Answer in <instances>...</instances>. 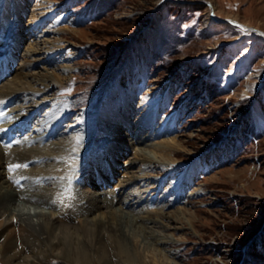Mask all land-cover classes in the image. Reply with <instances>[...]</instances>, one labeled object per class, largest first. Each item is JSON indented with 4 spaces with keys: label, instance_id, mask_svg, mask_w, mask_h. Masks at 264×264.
Returning a JSON list of instances; mask_svg holds the SVG:
<instances>
[{
    "label": "rangeland",
    "instance_id": "374dc122",
    "mask_svg": "<svg viewBox=\"0 0 264 264\" xmlns=\"http://www.w3.org/2000/svg\"><path fill=\"white\" fill-rule=\"evenodd\" d=\"M216 21L237 26L226 22L221 28ZM0 28V64L10 66L7 79L22 67L19 51L36 41L42 48L23 74L61 76L34 100L51 99L42 111L61 105L72 109L46 142L81 136L80 167L71 176L81 185L71 192L95 190L102 175L116 190L108 199L118 200V180L101 173L110 168L104 162L110 155L103 150L115 141L127 144L125 158H119L124 162L140 147L178 136L172 156L177 163L146 167L153 181L125 189L121 198L128 194L134 203L129 210H172L164 232L178 240L167 248L177 250L175 258L167 256L178 264H264V0H0ZM45 40L51 42L47 47ZM67 67L71 70H62ZM168 88L173 97L166 119L179 112L178 123L169 136L156 133L154 123L145 124L139 136L149 140L138 143L130 125L145 116L137 111L140 102L155 103ZM22 97L24 102L30 95L4 102L2 111ZM131 169L137 167L119 164V178ZM193 189L200 194L191 195ZM80 220L72 222L82 226ZM4 221L0 217V244L9 234L20 236L16 220L7 228ZM140 244L133 241L142 252L137 257L127 261L111 255L112 264H154ZM66 261L41 264H75ZM107 261L94 257L89 264Z\"/></svg>",
    "mask_w": 264,
    "mask_h": 264
},
{
    "label": "bare ground",
    "instance_id": "6f19581e",
    "mask_svg": "<svg viewBox=\"0 0 264 264\" xmlns=\"http://www.w3.org/2000/svg\"><path fill=\"white\" fill-rule=\"evenodd\" d=\"M226 22L237 26L233 21L221 23L216 21L214 25L222 28L227 25ZM40 26L41 22L38 21L33 27L34 34ZM19 36L23 37L22 34ZM6 43V40L2 41V44L6 45ZM40 43V41L31 43L26 51L22 52L23 55L19 51L18 57L22 67L20 65L19 68H15L17 70L14 71L11 79H7L10 73L8 62L3 66L0 64V84H2L0 112L4 102L23 93L30 95L24 102L23 97L19 98L18 102L7 111L3 108L4 114L0 116V217H5L3 227L6 228L10 224L13 225L16 220L20 232L19 237H12L9 234L0 244L1 264H41L63 259L75 264H89L94 257H108L107 264H112L111 255L118 254L127 261L133 256L137 257L140 248L133 245V241L136 240L143 245L144 251L153 256L154 264H178L168 257L175 258L177 250H167L168 247L176 246L178 240L172 233L164 232L168 227L164 222L170 221L172 215L169 213L172 210L167 213L164 207L145 212L130 211L129 209L134 207L130 195L126 194V198H121L127 187L142 185L141 188L142 182L145 184L153 181L154 176L149 174L150 170L146 167H165L177 163L172 156L179 147L178 136L140 147L133 157L129 160L125 159L124 162H119V158H125L127 144L117 145L118 142L115 141L103 150L104 154L108 151L106 155H110L104 161L110 168L104 167L101 173H105L113 181L118 180L115 185L120 189L118 200L108 199L107 194L115 196L116 190L114 184H110L111 181L102 175L97 176L99 180L95 190L83 187L80 190L72 188L74 192H71L70 187L81 185L79 182H72L74 176L71 178L73 172L80 167L77 151L84 149L79 144L81 136L78 138L70 136L60 142H46L54 136L56 128L59 129L61 122L68 117L72 109L61 105L59 108L51 107L42 111L45 106L50 105L51 99L45 98L42 103L34 100L38 94L49 91L58 80H61V76L58 73L52 76L51 72L49 74L40 72L43 76L23 74L25 69L35 65L31 56L40 52L42 48ZM44 44L47 47L51 42L45 40ZM62 70L71 69L67 67ZM4 79L7 80L2 83ZM172 93L173 90L168 88L155 103L149 98L140 102L137 111L139 115L145 114V116L139 117L135 124L130 125L132 126L130 131L134 130L137 138L141 139L138 143L143 142L142 139L149 140V136L145 138L139 136L146 131L145 124L147 127L148 124L154 123L156 133L164 132L168 136L172 133L180 118L178 112L171 120L166 119V113L171 106ZM153 108L156 109L154 113ZM40 112L42 114L38 116ZM127 114L126 118L129 117L128 112ZM157 115L162 117L163 121L166 120V123L159 122ZM104 132L105 130H100L98 134ZM32 162L34 165L28 167ZM119 164L127 166L128 169L134 167L137 169L124 171L123 177L119 178L121 171L117 170ZM17 165L20 167H16ZM90 177L91 174H88L84 180L89 181ZM200 192L193 189L190 194L199 195ZM115 201L117 206L114 205ZM73 217L81 218L82 226L74 224ZM176 217L178 220L182 218ZM71 228L74 230L71 231ZM2 234L3 231H0V238ZM91 237L95 240L92 241ZM24 248H29V255L23 256ZM133 261L131 263H134Z\"/></svg>",
    "mask_w": 264,
    "mask_h": 264
},
{
    "label": "snow or ice",
    "instance_id": "6c2138e0",
    "mask_svg": "<svg viewBox=\"0 0 264 264\" xmlns=\"http://www.w3.org/2000/svg\"><path fill=\"white\" fill-rule=\"evenodd\" d=\"M16 167H20L19 165H17Z\"/></svg>",
    "mask_w": 264,
    "mask_h": 264
}]
</instances>
